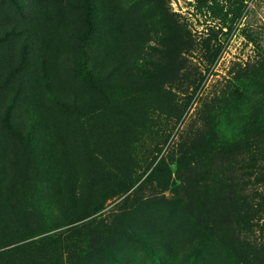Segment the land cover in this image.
<instances>
[{
  "label": "rangeland",
  "instance_id": "obj_1",
  "mask_svg": "<svg viewBox=\"0 0 264 264\" xmlns=\"http://www.w3.org/2000/svg\"><path fill=\"white\" fill-rule=\"evenodd\" d=\"M92 1L0 0V264H264V0Z\"/></svg>",
  "mask_w": 264,
  "mask_h": 264
},
{
  "label": "trees",
  "instance_id": "obj_2",
  "mask_svg": "<svg viewBox=\"0 0 264 264\" xmlns=\"http://www.w3.org/2000/svg\"><path fill=\"white\" fill-rule=\"evenodd\" d=\"M97 3H94L92 0H86V13H85V19L87 22V28H86V36L88 38H90L93 33L96 30L97 27V20H96V16H97V7L95 6ZM215 61V60H214ZM213 61V62H214ZM248 216H252L250 213H246V215H244L245 219L243 221H241L239 223V227H242V229H246V230H252V228H254L257 225V222L252 220H249Z\"/></svg>",
  "mask_w": 264,
  "mask_h": 264
}]
</instances>
